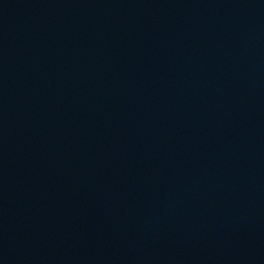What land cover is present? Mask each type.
Here are the masks:
<instances>
[{
  "label": "water",
  "instance_id": "water-1",
  "mask_svg": "<svg viewBox=\"0 0 264 264\" xmlns=\"http://www.w3.org/2000/svg\"><path fill=\"white\" fill-rule=\"evenodd\" d=\"M0 264H264V0H0Z\"/></svg>",
  "mask_w": 264,
  "mask_h": 264
}]
</instances>
